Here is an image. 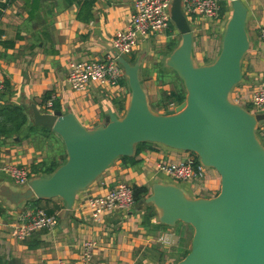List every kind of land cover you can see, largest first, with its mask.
I'll return each mask as SVG.
<instances>
[{"label": "crops", "instance_id": "crops-1", "mask_svg": "<svg viewBox=\"0 0 264 264\" xmlns=\"http://www.w3.org/2000/svg\"><path fill=\"white\" fill-rule=\"evenodd\" d=\"M134 1L94 0L91 17L84 19L78 17V0H0V78L3 82L0 109L19 105L27 114L19 128L11 121L1 127L3 162L26 166L30 173L35 168L41 172L39 175H44L47 173L41 170L55 169L65 159L60 137L49 127L33 123L29 106L32 102L44 110H52L56 101L62 112H73L86 127L104 121L109 109L118 116L124 113L129 97L126 79L121 81V88L90 82L83 90H73L66 76L71 61L98 59L108 52L113 33L128 24ZM242 1L247 6L250 46L241 61L242 79L232 87L231 97L244 106L249 103L251 91L259 85L264 69V47L259 39V26L264 24V0ZM219 5L218 25L205 17L190 23L192 51L199 64L212 61L219 52L231 3L220 0ZM178 37V30L170 24L165 32L142 39L134 52L133 59L140 60L139 76L149 102L159 112L171 108L170 92L185 94L180 78L164 63ZM259 127L264 140V120ZM189 155L188 151L150 142L133 152L131 158H116L93 182L78 191L67 212L65 203L58 197L31 198L13 205L0 195V264H57L58 261L78 264L81 244L87 239L96 242L94 256L99 264L175 263L189 250L193 228L183 222L164 224L152 205L144 207L142 203L154 181L176 182L156 170V162L183 160ZM117 182L145 186L147 193L128 209L112 210L98 220L92 219L82 206L85 196L103 193ZM177 183L192 196L213 195L220 185L214 169L206 172L203 181ZM2 184L22 189L0 172ZM31 202L45 211L53 209L51 213L56 214L57 223L52 229H38L23 239H16L9 223L20 211L33 206Z\"/></svg>", "mask_w": 264, "mask_h": 264}, {"label": "water", "instance_id": "water-1", "mask_svg": "<svg viewBox=\"0 0 264 264\" xmlns=\"http://www.w3.org/2000/svg\"><path fill=\"white\" fill-rule=\"evenodd\" d=\"M215 58L196 62L190 23L181 0H170V17L179 32L165 65L180 78L184 99L159 112L150 105L140 76V60L108 46L121 64L129 86L122 115L107 111L92 127L60 109L29 104L34 124L49 127L63 142L65 159L52 172L32 176L26 187L0 186V195L17 205L32 197H58L69 211L86 188L120 156H131L136 143L149 141L196 154L219 175L210 196L190 195L180 184L154 181L142 205H152L160 222L193 228L190 248L173 264H264V144L256 130L264 110L254 111L231 97L241 81V61L250 46L247 6L230 0Z\"/></svg>", "mask_w": 264, "mask_h": 264}, {"label": "built area", "instance_id": "built-area-1", "mask_svg": "<svg viewBox=\"0 0 264 264\" xmlns=\"http://www.w3.org/2000/svg\"><path fill=\"white\" fill-rule=\"evenodd\" d=\"M219 2L220 0H181V6L189 23L195 18L205 17L218 25L217 22L221 20ZM169 7L170 0H135L128 24L113 33L110 41L111 46L119 52L130 55L142 39L165 32L172 21ZM259 39L264 47V24L259 26ZM124 79L126 76L121 64L109 50L102 58L71 61L66 76V80L73 90H83L90 82L121 88V81ZM2 87L3 82L0 78V90ZM249 102L254 111L264 110V69L259 85L250 93ZM50 104L51 100H48L47 105ZM169 105L173 107L176 104L171 101ZM188 152L190 155L183 160L156 162V170L169 175L176 182L203 181L207 167L199 161L195 153ZM0 172L5 173L17 184L27 183L30 178V172L26 166L3 162L1 158ZM134 203L133 185L117 182L103 193L86 195L82 206L90 212L92 219L98 220L106 212L128 209ZM56 223V214L47 213L38 206H29L15 215L9 225L11 234L16 239H23L38 229H52ZM95 246L96 242L93 239H87L81 244L78 264H99L94 256ZM57 264H63V262L58 261Z\"/></svg>", "mask_w": 264, "mask_h": 264}, {"label": "trees", "instance_id": "trees-1", "mask_svg": "<svg viewBox=\"0 0 264 264\" xmlns=\"http://www.w3.org/2000/svg\"><path fill=\"white\" fill-rule=\"evenodd\" d=\"M78 2H80V9L78 11V17H81L84 19L90 18L92 14L91 8H92L94 0H78ZM47 96L48 94L46 93L44 95V98L46 99ZM169 96L171 100H173L176 103H179L180 101L184 99V92L178 93L176 91H172L170 92ZM58 107H59L58 103L54 101L52 105V109H59ZM26 119H27V114H26L25 109L22 106H19V105L6 106L0 109V130H1V127H4L8 121H11L15 127L19 128L26 121ZM148 143L150 142L144 141V142L136 143L134 147V152L141 149L142 147H145ZM122 157L131 158L132 156H122ZM53 170H54L53 167H49V168H44L41 171L48 174L52 172ZM40 173L41 172L35 170L34 168V170L30 173V177L39 175ZM133 189H134L135 202L138 201L141 198V196L147 193V189L145 188V186H137L133 184ZM35 199L41 200L39 198H35ZM52 210L53 209H47L46 212L51 213Z\"/></svg>", "mask_w": 264, "mask_h": 264}, {"label": "rangeland", "instance_id": "rangeland-1", "mask_svg": "<svg viewBox=\"0 0 264 264\" xmlns=\"http://www.w3.org/2000/svg\"><path fill=\"white\" fill-rule=\"evenodd\" d=\"M169 9H170V7H169ZM171 23V25L172 26H174V24H173V22L171 21L170 22ZM176 40H177V38H175L174 39V42H172L173 43V45L174 44H176ZM178 40H179V37H178ZM135 52V50L134 51H131V53H130V55L132 56V58L134 57V53ZM170 75V74H169ZM172 76H174V75H172ZM174 78L175 79H177L175 76H174ZM178 80V79H177ZM183 86V85H182ZM184 88V87H183ZM182 89V88H181ZM183 90V89H182ZM185 91V90H184ZM150 105H151V103H150ZM151 107L153 108V109H155V105H151ZM244 107H246V108H249V109H252V105H251V103L249 102V103H245L244 104ZM256 132H257V134L261 137V139H262V141L264 142V140H263V136H262V127H259V128H257V130H256ZM121 157V156H120ZM207 171L206 172H210L211 170H213L212 168H209V167H207V169H206ZM11 181H12V179H11ZM12 182H14V181H12ZM177 182H180V181H177ZM177 182H175V183H177ZM15 184H17V183H15ZM19 187H21V188H24V187H26V185H27V183H24V184H17ZM217 191H218V189H217ZM32 198H34V197H32ZM31 199V198H30ZM30 199H28V201L30 200ZM27 201V200H26ZM32 201H34V199L32 200ZM25 202V201H24ZM31 204L34 206V203H32L31 202ZM178 222V224H182L181 223V221H177ZM185 224V223H184ZM185 255V254H184Z\"/></svg>", "mask_w": 264, "mask_h": 264}]
</instances>
